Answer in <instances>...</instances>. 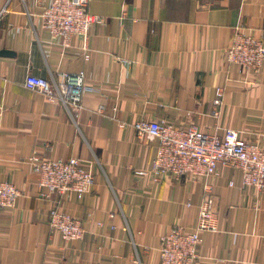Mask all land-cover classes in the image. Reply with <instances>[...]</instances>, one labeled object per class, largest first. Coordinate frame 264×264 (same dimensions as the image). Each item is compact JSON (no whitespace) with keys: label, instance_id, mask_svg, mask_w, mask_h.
I'll list each match as a JSON object with an SVG mask.
<instances>
[{"label":"crops","instance_id":"1","mask_svg":"<svg viewBox=\"0 0 264 264\" xmlns=\"http://www.w3.org/2000/svg\"><path fill=\"white\" fill-rule=\"evenodd\" d=\"M50 1L0 0V51L11 52L0 55V180L20 191L14 208L0 210V264H160V237L193 228L204 183L137 175L160 142L132 124L166 120L220 136L232 127L264 146V70L246 83L224 53L238 30L262 36L264 0H90L105 19L66 51L42 26ZM80 71L88 89L77 112L25 86L29 74L62 82L63 72ZM34 151L93 161L91 191L42 197ZM210 182L219 231L203 235L198 264H264V192L242 187L240 171L224 166ZM57 205L81 218L82 240L51 231Z\"/></svg>","mask_w":264,"mask_h":264},{"label":"built area","instance_id":"2","mask_svg":"<svg viewBox=\"0 0 264 264\" xmlns=\"http://www.w3.org/2000/svg\"><path fill=\"white\" fill-rule=\"evenodd\" d=\"M89 5L90 0H51L39 14L43 28L64 51L74 48L73 40L86 38L94 24L104 21L103 16L90 12ZM83 49L85 60H89L90 52ZM224 53L227 63L236 64L240 71L246 72V83L258 82L264 70V32L257 37L238 30ZM62 75L63 81L58 82L53 74L49 78L29 74L25 86L39 92L46 100L60 101L68 109L80 111L88 89L85 72H63ZM223 97L224 88L217 86L212 112L217 118ZM132 126L139 135L160 142L152 167L136 170L137 175L175 179L189 175L204 183L203 197L195 204L197 220L193 228L190 231L182 227L172 229L160 237L159 246L160 264H198L203 235L219 231L216 193L210 179L219 173V166L238 169L242 187L253 186L264 192V146L242 138L240 131L232 127L225 128L220 136L202 132L193 124L178 126L166 120H140ZM28 161L37 176L40 195L46 199L53 194L70 193L81 199L94 184L93 161L88 159H49L34 151ZM19 196L20 191L12 182L0 180V210L14 208ZM49 226L66 243L80 241L86 233L81 218L58 205L51 211Z\"/></svg>","mask_w":264,"mask_h":264},{"label":"water","instance_id":"3","mask_svg":"<svg viewBox=\"0 0 264 264\" xmlns=\"http://www.w3.org/2000/svg\"><path fill=\"white\" fill-rule=\"evenodd\" d=\"M11 52H9L8 50H1L0 51V55H7L10 54Z\"/></svg>","mask_w":264,"mask_h":264}]
</instances>
